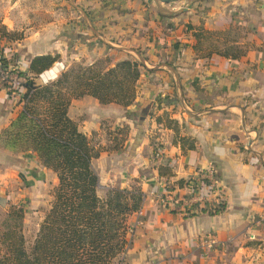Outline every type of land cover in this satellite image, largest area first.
Returning <instances> with one entry per match:
<instances>
[{
    "label": "crops",
    "instance_id": "obj_1",
    "mask_svg": "<svg viewBox=\"0 0 264 264\" xmlns=\"http://www.w3.org/2000/svg\"><path fill=\"white\" fill-rule=\"evenodd\" d=\"M46 1L0 0V26L22 33L15 41H0L9 65L27 72L34 57L58 55L37 78L47 84L75 61L92 64L109 56L113 65L131 52L141 57L130 106L83 96L67 108L68 118L87 138L104 134L105 150L91 162L99 188L136 189L144 196L141 216L128 218L133 233L127 264H264V0H200L171 18L145 0H104L97 9L101 13L85 22L103 28L108 53L89 40L72 44L62 37L50 43L49 29L64 32L71 22L79 30L82 14L77 8L72 17L77 19L65 20L61 1L51 19ZM230 47L245 54L224 56ZM19 100L20 95L0 89V133L16 117ZM170 120L175 129L167 126ZM117 129L125 130L124 146L112 150ZM152 133L163 146L159 162L152 157ZM24 154L0 145V213L17 206L31 189L40 196L46 192L51 202L56 174L32 154L33 164L24 161ZM164 167L169 174L161 176ZM209 169L223 194L219 212L177 213L155 201V194L182 187L179 182ZM205 235L221 248L205 254L198 243Z\"/></svg>",
    "mask_w": 264,
    "mask_h": 264
},
{
    "label": "trees",
    "instance_id": "obj_2",
    "mask_svg": "<svg viewBox=\"0 0 264 264\" xmlns=\"http://www.w3.org/2000/svg\"><path fill=\"white\" fill-rule=\"evenodd\" d=\"M20 37L0 26L1 42ZM173 48L178 49L179 43ZM222 54L236 59L245 50L230 47ZM58 58L48 54L31 60L28 73L33 79L23 85L26 91L17 103L16 117L0 133L3 148L33 154L58 179L51 191L49 209L30 246L16 230L23 212L13 209V215L6 216L5 221L14 220L15 224L7 225L1 235L0 264H127L125 256L133 233L128 218L142 208L144 196L136 189H110L105 199L97 196L99 179L91 162L105 147L95 148L91 139L78 131L77 124L67 116V108L72 99L83 96H91L101 104L130 106L136 98V83L143 65L127 57L101 73L94 68H79L77 75L72 73L71 80L74 78L76 83L71 81L70 88L60 86L67 80L64 72L55 84L40 83L38 76ZM0 62L3 66L10 64L5 58ZM16 67L13 71L22 75ZM157 122L161 119L157 118ZM166 123L176 128L173 121ZM114 134L112 150H119L124 146L125 130L117 129ZM160 171L161 176L169 174L165 167ZM183 184L184 181L179 182ZM10 234L15 236L12 241L8 240Z\"/></svg>",
    "mask_w": 264,
    "mask_h": 264
},
{
    "label": "rangeland",
    "instance_id": "obj_3",
    "mask_svg": "<svg viewBox=\"0 0 264 264\" xmlns=\"http://www.w3.org/2000/svg\"><path fill=\"white\" fill-rule=\"evenodd\" d=\"M61 1L63 3L62 7L64 9V13L62 14H64L63 15L64 19L65 20H68L70 18L72 20L77 19V18H72V17L77 16L76 12L79 9L81 12L79 14H82V15H80L77 20L81 23V25H80L79 30H77L71 26V22H66L64 26H67V28L63 30L64 32H61V30L57 32V30L55 29H49L48 30V41L52 44L53 43L57 44L56 42H58L59 40L62 39V37H64L68 39V42L72 44L74 42L77 43V41H78V44H83V43L86 44V41L89 40V41H93L92 42L93 45L95 44L94 47L95 46L101 47L102 49L105 50V52L108 53L110 49V45L105 44L104 42L105 40L103 36V28L99 25H97V27H94L93 25L89 27L88 23L85 22V19H87L89 15H93L97 17L98 14L101 13V11L97 9H98V5H101V6L103 5L104 0H47L45 3L49 5V9H48L49 12L47 13L46 16H49V18L51 17V19H54L55 18V13H54L55 5L60 4ZM111 1H115V0H111ZM145 1H146L145 3L154 5L152 0H145ZM186 2L187 0H177L174 3L160 4V5L161 7H163V9H166L168 11H178L186 4ZM93 11H95V13ZM42 13L44 12H41V14ZM168 18H171V17H168ZM15 33L16 35L22 34L19 32H15ZM50 34H52V36ZM69 48L71 49V46ZM128 58H129V61H132V62H136V61L141 62L140 55L135 52L129 53ZM118 62L120 61H117L116 63ZM116 63L111 65V57L109 56H106V57L102 56L101 58H98V60L93 62L92 64H87L85 60L75 61L74 63L70 64L69 67L64 71V73L67 75L66 77L67 80L64 81L65 80L64 78L63 79L64 82L62 81L63 83H61L60 86L62 87V89L70 88L71 81L75 82L74 78L71 80L72 73H76L77 75V73L80 70L79 68H82V69L84 68L93 69L94 68L93 70H95L97 73H101V72H105L111 69ZM58 78H60V75ZM57 79L47 84L48 85L55 84ZM103 135L99 136V133H95V135L91 136V142L95 146V148H99L103 146L102 144L105 142V137H103ZM1 142H3V140ZM19 153H23V152L17 151L16 154H19ZM24 155H25L24 161L27 160L29 164L32 163L30 161H32L34 157L33 158H30V157H32L33 154L31 155L29 153H25ZM49 187H51V184L46 185L44 189L48 190L50 189ZM32 191L33 189L26 191L23 196L24 199H22L17 206H9L7 208L6 213L4 212L0 213V238H1L2 233L7 231V225L15 224L14 220L5 221V219H7L6 216L9 214L13 215V209H15L16 211H22L24 215L22 219H19L16 230L18 231V234H20L25 239L27 247L32 244V241L38 231L39 223L42 221L44 212H46L45 210L48 208V205L50 202V198H48L47 195L45 197L46 192H44V194L43 195L41 194L42 196H40L39 190H37L36 193H33ZM96 193L100 199H105L107 195L106 189L99 188V183H98V189L96 190ZM13 237L15 236L13 234H10L8 236V240L12 241ZM2 245L3 244L0 239V249L2 248ZM126 260L127 258L125 256V262L127 263Z\"/></svg>",
    "mask_w": 264,
    "mask_h": 264
},
{
    "label": "built area",
    "instance_id": "obj_4",
    "mask_svg": "<svg viewBox=\"0 0 264 264\" xmlns=\"http://www.w3.org/2000/svg\"><path fill=\"white\" fill-rule=\"evenodd\" d=\"M3 54L0 51V59ZM13 66H3L0 62V89H4L10 95H22L26 90L23 85L29 83L33 78L27 72L17 75L13 71ZM153 140V160L155 162L163 159V146L157 140V136L152 133ZM184 190L186 193L181 196L179 192ZM222 190L216 173L213 169L207 171H197L193 176L186 180L182 187L166 189L159 195H154L158 205L166 210L177 213L190 212H219L223 207ZM212 198V199H211ZM214 202V207H210ZM138 216L142 214V208L136 212ZM249 239H254L250 235ZM199 247L205 254L221 248V244L212 236L205 235L199 239Z\"/></svg>",
    "mask_w": 264,
    "mask_h": 264
},
{
    "label": "water",
    "instance_id": "obj_5",
    "mask_svg": "<svg viewBox=\"0 0 264 264\" xmlns=\"http://www.w3.org/2000/svg\"><path fill=\"white\" fill-rule=\"evenodd\" d=\"M152 1L156 7V10L158 11L160 15L165 16V17H176L178 15L186 13L189 9V6L196 4L200 0H187L186 4L178 11H168L166 9H163V7H161L160 5V4L174 3L177 0H152Z\"/></svg>",
    "mask_w": 264,
    "mask_h": 264
}]
</instances>
